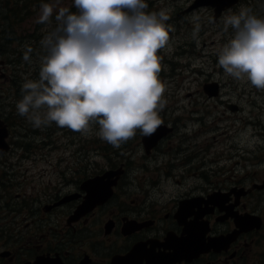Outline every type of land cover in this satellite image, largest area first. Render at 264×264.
<instances>
[{"label":"flooded vegetation","instance_id":"af4514ba","mask_svg":"<svg viewBox=\"0 0 264 264\" xmlns=\"http://www.w3.org/2000/svg\"><path fill=\"white\" fill-rule=\"evenodd\" d=\"M52 1L0 0V264H264V153L210 155L206 135L197 144L207 127L196 107L164 104L154 136L138 129L97 154L99 136L82 140L55 122L31 135L16 105L24 83L39 80L41 41L59 8L51 23L37 19ZM196 92L224 104L222 89ZM59 132L61 147L85 145L56 153ZM40 161L53 167L37 169Z\"/></svg>","mask_w":264,"mask_h":264},{"label":"clouds","instance_id":"9594fccd","mask_svg":"<svg viewBox=\"0 0 264 264\" xmlns=\"http://www.w3.org/2000/svg\"><path fill=\"white\" fill-rule=\"evenodd\" d=\"M77 11L60 7L56 27L42 41L38 81H27L16 107L34 127H58L86 133L100 126L99 137L119 148L136 135L155 134L162 121L165 84L162 57L169 40L165 10L146 11L147 0H73ZM53 6L41 5L37 23H51ZM234 38L219 54L224 71L264 90V18L241 10L225 20ZM29 47L23 57L29 61ZM46 107L41 118L39 111Z\"/></svg>","mask_w":264,"mask_h":264},{"label":"rangeland","instance_id":"374dc122","mask_svg":"<svg viewBox=\"0 0 264 264\" xmlns=\"http://www.w3.org/2000/svg\"><path fill=\"white\" fill-rule=\"evenodd\" d=\"M192 2L193 0H150L148 2L149 7L146 11L165 10L169 16V20L166 21L170 28L169 40L158 53L162 57V70L159 75L165 84L164 104L169 105L174 102L182 104L185 111L196 107L199 110L197 115L205 116L206 132L200 134L202 141L197 144H201L206 135L208 147L211 152H214L210 155L221 151L228 153L226 156L230 155L229 152L237 154L249 151L256 160L260 153H264V90L253 86L247 77L238 80L228 75L218 61L223 47L235 35L231 25L225 30V20L247 9H251L252 14L257 17L264 18V0H241L235 9H230L217 20L214 18V10L211 6L186 9ZM51 5L54 11L60 7L70 8L73 12L77 11L73 0H53ZM2 22L4 23L3 20ZM215 81L223 90L224 104L214 100L206 102V97L196 92L198 89H204L205 83L210 86ZM0 85H3L2 78ZM173 90H178L181 95H177ZM188 92L191 96H184ZM227 101L231 102L226 106ZM231 103L239 104L241 110L231 109ZM187 113L190 114V112ZM159 115L160 118L164 116L163 113ZM191 115L195 114L191 113ZM32 130L31 135H34L36 127H32ZM99 130V124L92 122L88 132H79V138L90 140L99 136ZM53 136H56L55 139L59 143L58 148L53 150L56 153L77 151V148L85 145L80 141L71 146L64 144L61 147L62 138L67 139V137L62 136L60 132ZM76 136L74 134L72 138ZM36 137L39 140L41 134L37 132ZM105 142H99L90 151L97 154L109 151V147L113 150L117 149ZM101 146L104 147L101 148ZM141 154L142 151L136 158ZM94 160L102 163L104 158L95 155ZM52 167L53 164L40 161L37 169Z\"/></svg>","mask_w":264,"mask_h":264},{"label":"water","instance_id":"95a60500","mask_svg":"<svg viewBox=\"0 0 264 264\" xmlns=\"http://www.w3.org/2000/svg\"><path fill=\"white\" fill-rule=\"evenodd\" d=\"M239 0H195L194 3L190 6L189 9H193L195 7L201 6V5H212L215 8L216 15L215 18H217L223 10L234 7L236 3H238ZM205 89L210 93V95L216 94L218 91V87L215 83H212L210 86L207 84L205 86ZM233 109H236L235 106L231 105L230 106ZM110 173H106L105 175H109ZM100 177L96 178V181H94V184H97V182H102L99 181ZM99 191L98 195L101 198L104 192L106 193L107 190H98Z\"/></svg>","mask_w":264,"mask_h":264},{"label":"trees","instance_id":"16d2710c","mask_svg":"<svg viewBox=\"0 0 264 264\" xmlns=\"http://www.w3.org/2000/svg\"><path fill=\"white\" fill-rule=\"evenodd\" d=\"M101 147H104V146H101Z\"/></svg>","mask_w":264,"mask_h":264}]
</instances>
